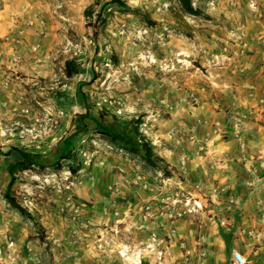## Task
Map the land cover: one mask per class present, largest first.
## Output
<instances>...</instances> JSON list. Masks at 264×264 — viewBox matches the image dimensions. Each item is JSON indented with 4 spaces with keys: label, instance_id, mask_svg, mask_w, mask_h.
<instances>
[{
    "label": "crops",
    "instance_id": "1",
    "mask_svg": "<svg viewBox=\"0 0 264 264\" xmlns=\"http://www.w3.org/2000/svg\"><path fill=\"white\" fill-rule=\"evenodd\" d=\"M37 12L34 0H0V121L5 120L0 122V203L6 202L4 192H11L16 184L14 178L19 172L11 175L10 168L19 153L51 167L60 155L72 158L82 142L78 136L83 130L67 127L62 121L58 125L48 110L36 114L32 109V101L39 104L42 99L44 104L45 98L52 100L51 92H47L51 86L38 83L53 72L49 54L52 26L43 23ZM263 33L264 21L247 23L239 42L226 48L212 44L210 57H202L209 68L206 90H197V106H191L180 93L166 95L161 101L170 109L169 118L143 134L172 169V177L163 180L161 188L156 186L159 170L143 172L134 162L136 156L130 161L106 152L92 166L91 177L73 190V201L93 228H78L60 219L58 211L72 205L67 196L45 210L50 217L52 249H62L59 264H133L117 253V240L111 244L98 238L105 231L99 225L107 223L113 211L118 222L127 223L124 228L137 232L133 225L147 226L139 220L143 206L155 205L171 192L198 199L202 205L209 200L211 206L198 230L182 217L170 220L167 214H161L154 218L161 227L154 232L166 236L160 248L166 249L167 256L161 264H184L183 259L188 264H196L199 259L202 264H231L233 252L240 253L245 264H264ZM215 35L223 42L229 38L224 30ZM54 98L57 100V96ZM64 111L57 110L54 118H63ZM13 116L12 125L6 120ZM21 121L30 122L31 129L23 128ZM128 122L115 120L110 126L129 130ZM137 142L132 135L130 143ZM69 233H75L78 240L69 242ZM196 233L202 237L201 249L195 241ZM26 234L19 225L9 228L0 223V247H4L6 235L13 242H21ZM124 247L145 254L144 246L130 243ZM136 259L137 264H152L149 255Z\"/></svg>",
    "mask_w": 264,
    "mask_h": 264
},
{
    "label": "rangeland",
    "instance_id": "2",
    "mask_svg": "<svg viewBox=\"0 0 264 264\" xmlns=\"http://www.w3.org/2000/svg\"><path fill=\"white\" fill-rule=\"evenodd\" d=\"M34 3L43 23L52 26L53 46L49 54L53 72L50 78L38 82L51 86L47 92H51L52 100L47 97L44 104L42 99L39 104L32 101V109L36 114H45L48 110L53 117L50 118L57 120L58 125L62 121L72 128L76 127L74 121L78 123V115L85 113L77 124L83 130L78 136L82 142L74 149L73 157L60 161L55 171L51 168L41 172L28 170L16 175L10 194L29 217L4 202L0 203L3 217L0 223L9 228L19 225L27 234L21 242H13L7 235L3 237L0 264L60 263L62 249H52L50 217L45 210L54 208L63 196H67L72 205L58 211L60 219L78 228H93L77 208L79 204L73 201L76 200L73 190L91 177L92 166L100 156L106 152L117 153L97 135L91 118L100 119L104 125L139 118V130L145 135L157 122L169 118L170 109L161 102L166 95L180 93L191 106H197V90H206L204 83H207L205 76L209 68L202 57H210L212 44H220L222 48L229 43L234 45L242 38L247 23L264 21V0H191V5L200 11L195 17L184 15L177 0H34ZM221 30L229 34L226 42L219 41L215 35ZM262 37L264 39V33ZM70 60L78 73L66 78L63 64ZM62 84L65 87H60ZM61 109L66 110L64 117L54 118ZM99 113L102 118L98 117ZM14 118L6 121L12 124ZM55 120L51 121L52 126ZM0 122L5 123V120ZM21 122L23 128L31 129L30 122ZM33 124L38 126L37 122ZM75 167H78L76 173L69 172ZM154 171L158 170L143 172ZM160 174V183L157 181L156 186L161 188L164 184ZM1 196L0 192V200ZM205 202L206 205H202L198 199L168 193L157 204L143 206L139 220L147 226L133 225L137 232L124 228L127 223L118 222L112 211L108 222L99 225L105 231L98 238L111 244L117 240V253L130 263L135 264L136 258L149 255L152 264H159L162 259L158 251L166 236L154 232L161 229L154 218L161 214H167L170 220L182 217L198 230L211 206L209 200ZM144 207H148L146 213ZM81 208L84 207L81 205ZM72 234L68 236L71 243L78 240L76 234ZM200 235L195 234V241L199 243L200 239L198 247L201 249ZM130 243L144 246L145 254L137 253V249L126 250L124 245Z\"/></svg>",
    "mask_w": 264,
    "mask_h": 264
},
{
    "label": "trees",
    "instance_id": "3",
    "mask_svg": "<svg viewBox=\"0 0 264 264\" xmlns=\"http://www.w3.org/2000/svg\"><path fill=\"white\" fill-rule=\"evenodd\" d=\"M179 4V9L184 15L188 16H198L200 11L197 8H194L191 5V0H177ZM78 73L77 67H74L73 62L65 61L63 64V74L66 78H71L73 75ZM85 114V113H84ZM83 114V115H84ZM78 115V123L81 121L82 116ZM99 118H102L103 115L99 113ZM91 121L94 123L96 128V133L98 136L103 139L109 146L112 148L120 149L124 152L123 157L128 158L130 161H134L131 156H136L137 160L134 161L140 167L142 171H152L159 170L160 171V179L165 180L172 177L171 168L169 165L157 154L156 148L153 147L150 142L144 137V135L139 131V125L141 124V119L135 118L129 120L128 124L130 129L128 130L126 127L115 126L111 127L110 125H104L99 120L95 118H91ZM76 130L80 129L77 127ZM132 135H135L138 138L137 144L133 145L130 143ZM13 150V148L11 149ZM114 152V151H113ZM17 161L13 163L10 168V174L12 175L15 172L22 171H31L35 170L37 172L44 171L45 169L51 168L54 171L59 167L60 160H69V155H60L57 161L51 167L43 166L42 164L36 163L35 159L24 154L19 153L17 156ZM34 160V161H33ZM78 171V167L74 169H70L69 172L76 173ZM13 177V176H12ZM3 197L5 201L14 208L19 214L26 215L29 217L28 213H25L21 207L15 204L13 197L10 192L7 190L4 192Z\"/></svg>",
    "mask_w": 264,
    "mask_h": 264
},
{
    "label": "built area",
    "instance_id": "4",
    "mask_svg": "<svg viewBox=\"0 0 264 264\" xmlns=\"http://www.w3.org/2000/svg\"><path fill=\"white\" fill-rule=\"evenodd\" d=\"M114 151L119 154V155H123L124 152L120 149H114ZM71 185V184H70ZM195 204V202H194ZM197 208V206H196ZM148 210V207H144V213H146V211ZM190 212V211H188ZM194 212V211H193ZM200 241V239H198ZM197 245V244H196ZM198 246H201V243H198ZM158 255H159V259H163L164 256H167V252L165 248H162L158 251ZM202 256V254H200V257ZM183 263L184 264H188V261L186 259H183ZM159 264H161V260H159ZM196 264H202L200 259ZM231 264H245L244 258L242 257V255L238 252H233L232 256H231Z\"/></svg>",
    "mask_w": 264,
    "mask_h": 264
}]
</instances>
